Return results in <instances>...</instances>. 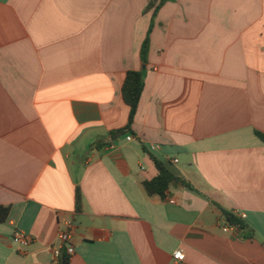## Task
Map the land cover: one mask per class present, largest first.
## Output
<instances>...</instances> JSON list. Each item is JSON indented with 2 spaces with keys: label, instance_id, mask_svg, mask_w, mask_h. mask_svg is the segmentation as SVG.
I'll return each instance as SVG.
<instances>
[{
  "label": "crops",
  "instance_id": "crops-1",
  "mask_svg": "<svg viewBox=\"0 0 264 264\" xmlns=\"http://www.w3.org/2000/svg\"><path fill=\"white\" fill-rule=\"evenodd\" d=\"M256 132L264 0H0V264H59L69 222L68 264H264ZM153 158L191 187L149 195Z\"/></svg>",
  "mask_w": 264,
  "mask_h": 264
},
{
  "label": "trees",
  "instance_id": "trees-1",
  "mask_svg": "<svg viewBox=\"0 0 264 264\" xmlns=\"http://www.w3.org/2000/svg\"><path fill=\"white\" fill-rule=\"evenodd\" d=\"M149 47V35L146 37L142 45V59L145 61L146 54ZM144 89V76L142 72L130 71L127 73L123 87L122 97L125 103L130 108L128 125L114 133V136H119L126 131L130 130L135 117L138 104L140 102L142 92ZM256 135L264 142V134L256 132ZM155 166L158 170V175L150 181L144 182V188L149 195H160L166 197L169 188L172 184H180L185 187H191V185L174 169L171 162L161 161L157 158H153ZM78 202L80 201V195H77ZM10 213L9 207H0V223L7 220ZM225 218L231 225H242V222L231 212H225ZM69 256L66 249H62L59 264H68Z\"/></svg>",
  "mask_w": 264,
  "mask_h": 264
},
{
  "label": "built area",
  "instance_id": "built-area-1",
  "mask_svg": "<svg viewBox=\"0 0 264 264\" xmlns=\"http://www.w3.org/2000/svg\"><path fill=\"white\" fill-rule=\"evenodd\" d=\"M127 140L131 141V140H133V137L131 135H129V136H127ZM151 149H155L154 146H152ZM174 162L177 163L178 160H175ZM168 202L176 203V200L174 198H168ZM239 217L242 219H245L246 214H239ZM224 231H228V229L225 228ZM73 236H74V230L72 227V222H69L68 223V229L61 232L59 235V241L61 244V246H60L61 252H62V249H66V251L69 255H72L74 253V248L71 245ZM30 241H31V237L22 233V232H18L14 235V242L19 244V245H26ZM60 257H61V255H60ZM172 264H185V254L180 250L174 252Z\"/></svg>",
  "mask_w": 264,
  "mask_h": 264
}]
</instances>
